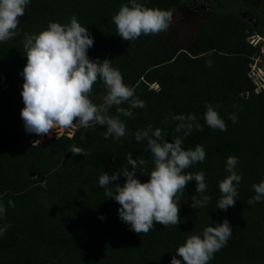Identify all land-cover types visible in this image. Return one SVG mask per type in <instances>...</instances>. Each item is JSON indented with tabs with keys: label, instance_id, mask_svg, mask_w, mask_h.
<instances>
[{
	"label": "trees",
	"instance_id": "trees-1",
	"mask_svg": "<svg viewBox=\"0 0 264 264\" xmlns=\"http://www.w3.org/2000/svg\"><path fill=\"white\" fill-rule=\"evenodd\" d=\"M138 2L171 10L173 18L179 12L203 17L192 31L191 47L174 36L172 22L167 31L142 34L131 42L117 35L112 17L122 5L130 6V0H30L17 34L0 42V203L6 208L0 227L9 226L0 236V264H171L189 235H202L204 228L224 219L232 235L208 264H264V201L248 204L255 195L253 185L264 180V77L252 71L257 58L256 67L264 70V0ZM73 16L94 39L88 56L112 59L146 107L132 109L133 117L120 115L126 124L120 139H105V126L97 125L32 146L40 136L26 133L20 115L21 73L27 62L24 34H38L50 21L68 24ZM254 36L260 40L252 41ZM105 95L98 79L90 98L99 105ZM207 104L219 106L226 131L205 123ZM189 113L203 130L184 138L183 146L194 149L200 144L207 155L186 172H204L211 199L203 208H192V196L199 194L196 181H190L180 196L181 222L166 228L157 223L149 233L137 234L119 218L120 205L105 195L99 177L127 165L131 153L134 159L147 160L136 173L141 182L147 181L153 158L135 133L151 125L153 131L163 129L172 142L179 123L172 117ZM108 114L117 115L115 106ZM229 114L236 116L235 123ZM178 135L183 137V131ZM73 145L84 154L69 151ZM229 156L238 158L235 170L242 180L235 206L224 211L216 207L219 182L229 174ZM124 180L121 175L118 182Z\"/></svg>",
	"mask_w": 264,
	"mask_h": 264
},
{
	"label": "clouds",
	"instance_id": "clouds-1",
	"mask_svg": "<svg viewBox=\"0 0 264 264\" xmlns=\"http://www.w3.org/2000/svg\"><path fill=\"white\" fill-rule=\"evenodd\" d=\"M29 3L30 0H0V42H7L17 34L19 18L24 16ZM172 19L171 10L149 8L138 0H130V6L122 5L112 17L116 34L129 42L142 34L157 35L167 31ZM93 44L89 29L82 26L75 16L68 24L50 21L47 28L38 34H24L23 50L27 62L21 73L24 107L20 115L26 133L43 137L55 132L58 139L62 130H87L101 125L106 128L105 139H120L126 135V124L120 115L133 117L132 109L144 108L146 104L136 97L134 87L124 82L120 70L112 66V59L93 60L88 56ZM260 71L264 74L263 70ZM98 79L106 89L103 103L99 105L90 98ZM125 103L128 108L120 107ZM113 106L117 113L114 116L108 114ZM205 107V123L210 128L226 131L227 125L217 111L219 106L214 108L207 104ZM172 119L179 122L175 127L177 134L172 133V142L165 139L163 129L153 131L151 125L135 133V140L146 142V150L152 154L154 168L148 173L147 181L141 182L136 175L142 166L147 165V160L134 159L131 153L127 155V165L111 174L104 172L99 177V185L105 188V195L120 205L119 218L137 234L149 233L157 223L165 228L177 226L181 222L180 196L190 181H196L195 191L199 194L192 196V208H203L211 199L206 194L208 185L204 172H186L190 166L206 159L207 153L202 145L197 144L194 149L183 146L184 138L193 131H202V125L191 113L174 115ZM229 119L235 123L237 118L229 114ZM182 131L183 137L178 135ZM80 139L84 140L86 136L81 135ZM37 144L40 145L41 141L32 142V146ZM68 150L74 155L84 154L83 149L75 145ZM237 163V157L227 158L229 174L219 182L221 197L216 208L224 211L234 207L237 201L238 185L242 180L235 170ZM121 175L125 177L122 185L118 182ZM253 189L255 195L248 199L250 205L264 201V180L254 184ZM8 205L15 206L11 200ZM5 214L6 208L0 203V217ZM8 227H0V236ZM232 232L229 220L224 219L215 226L210 224L204 228L202 235H189L185 243L177 247V255L172 256L171 264H181V260L184 264H208L214 254L226 246Z\"/></svg>",
	"mask_w": 264,
	"mask_h": 264
},
{
	"label": "rangeland",
	"instance_id": "rangeland-1",
	"mask_svg": "<svg viewBox=\"0 0 264 264\" xmlns=\"http://www.w3.org/2000/svg\"><path fill=\"white\" fill-rule=\"evenodd\" d=\"M236 3V2H234ZM186 5H188V3H186ZM245 15V17H248V15ZM196 17L193 15H189V14H185V13H181L179 12L178 15L176 17L173 18L172 20V27L173 30H175L174 32V36H176L178 38L179 42H182L183 44L187 45L188 47H191V36H192V31L193 29L197 28L198 26L201 25L202 21H203V17H199L200 19H195ZM252 41H258L260 40L259 37L254 36L251 38ZM264 43V42H262ZM262 51L264 53V49L262 48ZM256 63L254 62L253 66H252V71H255L256 74L260 75L261 77H264V74L262 73V71H260L257 66V63L260 61V58H257ZM264 71V70H263ZM75 129H71V130H62L59 132V137L63 136V135H69L70 137L74 134ZM56 136V133L53 132L51 134V136H43L40 137L38 140H40L41 142H43L46 138H52Z\"/></svg>",
	"mask_w": 264,
	"mask_h": 264
},
{
	"label": "water",
	"instance_id": "water-1",
	"mask_svg": "<svg viewBox=\"0 0 264 264\" xmlns=\"http://www.w3.org/2000/svg\"><path fill=\"white\" fill-rule=\"evenodd\" d=\"M157 86L159 87V84Z\"/></svg>",
	"mask_w": 264,
	"mask_h": 264
}]
</instances>
